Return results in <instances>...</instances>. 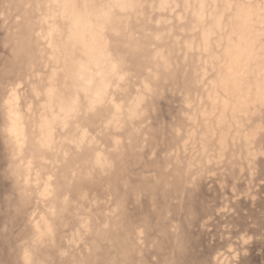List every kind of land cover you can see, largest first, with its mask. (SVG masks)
<instances>
[{
	"label": "rangeland",
	"instance_id": "1",
	"mask_svg": "<svg viewBox=\"0 0 264 264\" xmlns=\"http://www.w3.org/2000/svg\"><path fill=\"white\" fill-rule=\"evenodd\" d=\"M0 264H264V0H0Z\"/></svg>",
	"mask_w": 264,
	"mask_h": 264
}]
</instances>
